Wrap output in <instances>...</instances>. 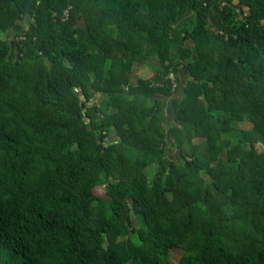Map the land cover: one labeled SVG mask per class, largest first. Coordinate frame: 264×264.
I'll return each instance as SVG.
<instances>
[{
    "label": "trees",
    "instance_id": "16d2710c",
    "mask_svg": "<svg viewBox=\"0 0 264 264\" xmlns=\"http://www.w3.org/2000/svg\"><path fill=\"white\" fill-rule=\"evenodd\" d=\"M0 264H264V0H0Z\"/></svg>",
    "mask_w": 264,
    "mask_h": 264
},
{
    "label": "rangeland",
    "instance_id": "374dc122",
    "mask_svg": "<svg viewBox=\"0 0 264 264\" xmlns=\"http://www.w3.org/2000/svg\"><path fill=\"white\" fill-rule=\"evenodd\" d=\"M28 28V22L27 21H24V22H21L20 24H18V26L14 29V31L12 33H10L8 35V37L10 39H12L13 37H15L18 33H21V32H24L26 31V29ZM189 75V72L185 73L184 71H182L180 73V80H181V83H178V87H179V92L177 95H181L182 93V88L186 85L187 81H188V75ZM151 75V72L147 69H145L144 71H140V70H137L136 71V75H135V78H133L134 82L137 81L138 79H146L147 77H149ZM104 189L103 188H97L95 190L96 194L102 196L104 195ZM180 256V254L178 253V251H175V256H174V259L177 260L178 257Z\"/></svg>",
    "mask_w": 264,
    "mask_h": 264
},
{
    "label": "crops",
    "instance_id": "0c3cea01",
    "mask_svg": "<svg viewBox=\"0 0 264 264\" xmlns=\"http://www.w3.org/2000/svg\"><path fill=\"white\" fill-rule=\"evenodd\" d=\"M185 73H187L188 71H184ZM188 75V74H187Z\"/></svg>",
    "mask_w": 264,
    "mask_h": 264
},
{
    "label": "built area",
    "instance_id": "2783aa9c",
    "mask_svg": "<svg viewBox=\"0 0 264 264\" xmlns=\"http://www.w3.org/2000/svg\"><path fill=\"white\" fill-rule=\"evenodd\" d=\"M205 5H207V4H205ZM225 4H223V6H224Z\"/></svg>",
    "mask_w": 264,
    "mask_h": 264
},
{
    "label": "water",
    "instance_id": "95a60500",
    "mask_svg": "<svg viewBox=\"0 0 264 264\" xmlns=\"http://www.w3.org/2000/svg\"><path fill=\"white\" fill-rule=\"evenodd\" d=\"M90 128V127H89Z\"/></svg>",
    "mask_w": 264,
    "mask_h": 264
}]
</instances>
